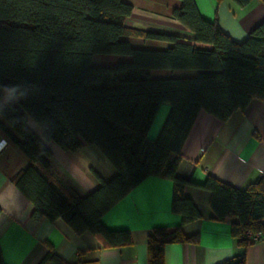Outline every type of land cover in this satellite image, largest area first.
<instances>
[{"label": "trees", "instance_id": "1", "mask_svg": "<svg viewBox=\"0 0 264 264\" xmlns=\"http://www.w3.org/2000/svg\"><path fill=\"white\" fill-rule=\"evenodd\" d=\"M174 1L169 17L190 38L127 25L133 11L127 0H0V133L27 160L9 181L31 203L33 220H61L103 247H121L131 243L130 232L107 229L101 217L145 178L168 180L170 210L180 223L150 230L147 264H164L167 244L198 242L197 234L182 230L200 218L184 194L185 187H197L208 193L214 220L235 218L230 234L241 251L220 264H245L244 249L254 240L246 233L264 242V173L239 189L211 175L195 183L176 172L199 111L226 121L252 100H264V20L237 42L216 17H202L193 0ZM95 54L122 60L94 66ZM13 87L14 99L4 101V89ZM163 103L169 110L151 140L147 133ZM46 142L71 152L94 146L116 174L104 179L91 169L96 187L80 196L49 165ZM47 246L38 264H69Z\"/></svg>", "mask_w": 264, "mask_h": 264}, {"label": "crops", "instance_id": "2", "mask_svg": "<svg viewBox=\"0 0 264 264\" xmlns=\"http://www.w3.org/2000/svg\"><path fill=\"white\" fill-rule=\"evenodd\" d=\"M128 1L133 4V11L127 25L191 37L187 29L169 17L174 0ZM193 1L202 17L208 20L216 17L221 30L237 42L264 20V3L259 0H250L245 7L229 0ZM162 105L164 113L156 124L155 116L147 133L151 140L156 138L169 110L168 104ZM28 125L40 137L36 124L29 120ZM45 144L50 152L47 161L53 171L80 196L96 187L91 169L104 179L116 174L115 168L94 146L83 145L71 152L61 150L53 142ZM181 155L176 172L179 177L201 183L211 175L235 188H245L264 173V100H252L243 111L233 112L226 121L199 111ZM26 164L22 153L0 133V251L5 264H38L47 252V245L69 264L94 260L99 264H147L146 241L150 230L180 223V216L170 210L171 183L149 176L101 217L109 230L127 229L131 243L103 247L90 232L75 234L61 220L31 218V203L9 181V176ZM184 194L195 203L200 218L184 225L182 230L186 236L197 234L198 242L165 245L164 264H220L238 254L241 248L230 234L235 218L214 220L205 190L187 186ZM244 252L245 264H264V242L259 236Z\"/></svg>", "mask_w": 264, "mask_h": 264}, {"label": "rangeland", "instance_id": "3", "mask_svg": "<svg viewBox=\"0 0 264 264\" xmlns=\"http://www.w3.org/2000/svg\"><path fill=\"white\" fill-rule=\"evenodd\" d=\"M167 24H170V23H167ZM119 60H122V57H120L118 55L95 54V55H93V57L91 59V65H94V66H111V65H115ZM183 72L186 75L194 73L191 70H185ZM13 99L14 98L8 99L5 96L3 97L4 101H12ZM163 110H164L163 105H162V107L158 108L157 113L155 114L156 119H155V123L154 124H156L157 120L158 121L160 120V117L162 116L161 114L164 113Z\"/></svg>", "mask_w": 264, "mask_h": 264}, {"label": "clouds", "instance_id": "4", "mask_svg": "<svg viewBox=\"0 0 264 264\" xmlns=\"http://www.w3.org/2000/svg\"><path fill=\"white\" fill-rule=\"evenodd\" d=\"M17 89L15 87L13 88H5L4 89V95L5 97H7L8 99L14 98L16 95ZM21 96L24 95L23 92L20 93Z\"/></svg>", "mask_w": 264, "mask_h": 264}, {"label": "built area", "instance_id": "5", "mask_svg": "<svg viewBox=\"0 0 264 264\" xmlns=\"http://www.w3.org/2000/svg\"><path fill=\"white\" fill-rule=\"evenodd\" d=\"M246 235L253 238V239L258 237V234L251 235L250 233H246Z\"/></svg>", "mask_w": 264, "mask_h": 264}]
</instances>
